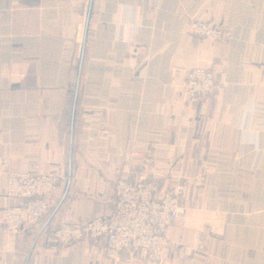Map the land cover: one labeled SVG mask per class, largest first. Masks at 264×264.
Wrapping results in <instances>:
<instances>
[{
  "label": "crops",
  "instance_id": "obj_1",
  "mask_svg": "<svg viewBox=\"0 0 264 264\" xmlns=\"http://www.w3.org/2000/svg\"><path fill=\"white\" fill-rule=\"evenodd\" d=\"M192 19L228 32L211 42ZM195 67L224 79L192 98ZM264 0H0V264H146L53 230L114 207L118 178L176 193L165 264H264ZM51 173L47 214L8 233L6 172ZM183 187L178 194L176 188Z\"/></svg>",
  "mask_w": 264,
  "mask_h": 264
},
{
  "label": "built area",
  "instance_id": "obj_2",
  "mask_svg": "<svg viewBox=\"0 0 264 264\" xmlns=\"http://www.w3.org/2000/svg\"><path fill=\"white\" fill-rule=\"evenodd\" d=\"M188 32L211 42L224 41L227 29L215 20L192 19ZM224 79H215L212 71L195 67L185 77L184 89L192 98H203L222 91ZM262 113H264L262 111ZM59 183L51 173L7 170L3 194L19 202L4 208L3 225L8 233H18L38 223L48 212L47 197ZM178 194L183 187L176 188ZM115 203L104 216L84 222H62L52 232L58 246L88 239L96 245L103 241L111 257L126 254L146 264H165L167 227L185 212L176 193L158 192L143 178H118L114 183Z\"/></svg>",
  "mask_w": 264,
  "mask_h": 264
},
{
  "label": "bare ground",
  "instance_id": "obj_3",
  "mask_svg": "<svg viewBox=\"0 0 264 264\" xmlns=\"http://www.w3.org/2000/svg\"><path fill=\"white\" fill-rule=\"evenodd\" d=\"M165 192H167V193H168L169 191H165ZM170 193H171V192H170Z\"/></svg>",
  "mask_w": 264,
  "mask_h": 264
}]
</instances>
